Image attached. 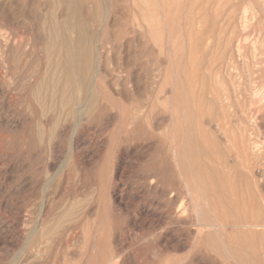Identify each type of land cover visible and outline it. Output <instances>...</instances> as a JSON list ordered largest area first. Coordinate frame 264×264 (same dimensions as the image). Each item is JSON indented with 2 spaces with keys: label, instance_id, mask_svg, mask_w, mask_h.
<instances>
[{
  "label": "rangeland",
  "instance_id": "374dc122",
  "mask_svg": "<svg viewBox=\"0 0 264 264\" xmlns=\"http://www.w3.org/2000/svg\"><path fill=\"white\" fill-rule=\"evenodd\" d=\"M27 1H30L31 3H28ZM103 1L86 0V4H84L83 9L80 11L79 15H81L80 18H83L82 20L88 24V31L90 30L89 33L92 36L94 42H96V63L99 65V80L101 82V84L98 85V89L101 88L103 89V91H106L103 92L102 90H100V92H102L101 95L103 98L102 103L104 104V106L108 107L109 111L111 112H108L109 116L105 113L106 115H103V118L101 116L98 117L97 115H95L88 117V120L86 118H82L80 122H77V120H74L68 117L67 114H65L67 113L66 108H64V110L60 109L59 107H57L56 109H49L46 101L43 104L44 97L51 94L50 91H46L47 89L44 86V81H48V74L50 75L51 72L50 63L52 62V59L50 58L51 55L47 56L48 52L46 50L47 48L45 47V40L47 38L45 37V35L47 36V33L45 32L46 30L44 31L42 29V26L46 25L48 27L55 21L59 14L65 12L66 8L64 6L59 7L57 3L53 2L52 0H0V18L2 19H0V46L2 45L0 47V264H176L177 262L178 264H213V262L214 264H247L246 260L250 264H260V261L262 260L261 264H264V167L262 166L264 165V158L262 157L264 155V132H261V130H264V0H161L160 2L164 3H160L162 6H160L161 12L159 11V8L157 9L153 0H129L130 2H128V0H111L110 3L109 0ZM106 1H108V3H106ZM22 3L27 6L23 5ZM101 4H105V8H102ZM118 6L119 9L116 8ZM164 7H167V9H165ZM19 8H22V10H20ZM23 8H25V10ZM94 8L95 10L97 9L100 13L99 18L96 20L94 18ZM106 8H108L107 10L109 12H106ZM165 10L169 12L167 13V11ZM46 11L49 13H47ZM13 12L16 13L14 14ZM102 12L107 14L104 16V13ZM112 12L115 13L111 14ZM35 13H37V16H35ZM43 14L45 16H43ZM109 14L115 19H112ZM23 15H25V17ZM38 16L40 18L43 16V19H41L40 21V18ZM103 16L104 20L102 19ZM197 16L199 17L196 18ZM10 17L13 19L10 20ZM33 20H36V22H34ZM111 20L113 21V23ZM249 20L253 21V23L251 21L249 22ZM45 21L48 22V25ZM26 22L28 23L26 24ZM213 22L215 25L213 24ZM243 22H245V24ZM247 23L251 24V26L248 24V28L246 25ZM17 24L20 27L17 26ZM98 25H100L99 27L101 29L98 27ZM137 25H140L142 27L143 32V38H141V40L138 42L137 33H139V31L141 30L137 28ZM163 26L165 27V29L163 28ZM93 27H96V31L93 29ZM102 27L104 31H102ZM212 27L214 28V31L212 30ZM169 28L171 29V32L169 31ZM9 29L11 31L14 29V31L16 32L14 33L13 31L12 34ZM123 29L125 30V34ZM112 30L114 33L112 32ZM194 30L196 31L195 33ZM252 30H256V32L253 31V33ZM40 32H42V34ZM173 33L176 35H174ZM96 34L99 35L96 36ZM126 34L129 35L127 36ZM195 34L198 35L196 36ZM178 36L179 39L176 38ZM129 37L130 40H128ZM16 38H18L20 41ZM203 38H205V40ZM250 38H252V41H250ZM97 40L100 41L98 42ZM201 40L203 41V43L201 42ZM26 41L29 43H27ZM125 41L126 44H124ZM101 42L104 44L102 46L103 48L100 47ZM110 42H112V44ZM19 46L21 48H19ZM11 47L14 48L12 49ZM184 47H186V49ZM168 48L170 49V51ZM176 48L179 51H176ZM207 48H209V50ZM26 49L28 51H25ZM141 49H143V51H141ZM253 49L256 51H254ZM22 50H24L25 52ZM15 52L21 53L15 54ZM176 52L180 54V56H178V54L176 55ZM138 53L139 57H137ZM204 55L205 57L201 58ZM184 60L186 63L184 62ZM42 62L45 64H43ZM7 65L8 68H6ZM11 65L12 67H10ZM42 65H44L45 67H43ZM179 65L183 67L181 68L179 67ZM32 66H34V68H32ZM175 66H178L179 70L176 69ZM137 71L139 73H137ZM100 73L104 77H100ZM37 74L40 75L37 76ZM177 74H179V77L177 76ZM28 75L30 77H28ZM166 75L168 78L166 77ZM122 77L125 78L123 79ZM101 78H103V81H101ZM39 79L42 82H39ZM134 79L135 82L133 81ZM173 79L177 80L175 81ZM178 80L179 83L177 82ZM104 81L106 84L104 83ZM126 81L130 85L126 84ZM170 81L173 83H171ZM34 82H36V90ZM102 82L104 84L103 87ZM25 83H27L28 89ZM170 83L173 84L174 87L170 85ZM135 84H137V86ZM118 85H120L121 87H119ZM40 88H42V91L40 90ZM111 88L112 90L110 91ZM124 89L126 90V92ZM170 89L172 92L170 91ZM184 89H188L187 92H184ZM173 90H175V92ZM177 91H179L180 93ZM170 92L171 94L174 92L173 95L169 94ZM27 93L30 94L28 95ZM34 93H36V95ZM124 93H126L127 96ZM105 95H107V97ZM110 96L114 99H112ZM20 97H25V100L24 98L21 99ZM37 97L40 99V101ZM118 97H120L121 100ZM181 97L183 98V100ZM187 98H189L190 100ZM107 99L110 100V102ZM250 99L252 103L249 102ZM125 100L129 103L126 104L127 102ZM172 100L174 101V105L172 104ZM181 100L183 104H181ZM186 100L190 103L185 102ZM137 102L140 105H145L143 108L144 110H142L145 112V116L144 118L140 119V122L144 127V132L148 128L147 122L153 121V132L157 134V138H174V144L176 145V147L179 149L181 147L180 152L182 155L184 154V158L181 159L182 161L180 162V164L181 167L185 170L187 168V173L189 171L188 175L190 174V180L192 182V186H194L193 194L190 197L184 195L176 177H174L175 179L173 187H168V184L163 182H157L154 186L157 187L158 192L152 191L150 192V194L146 192L147 181L143 180L142 178L150 174L147 164H149L151 162L150 160L153 159V157L156 155L154 154L155 142L152 140H147V138L144 135H141L142 133L140 132H128L129 134L127 133V138H125V141H123L124 139H122V135L126 132L125 129H127L128 131L130 127H123V119H120V115L117 114L120 108L122 109V107L126 106L130 107L131 105V107H134ZM31 103L35 104V106L33 105L34 108L31 107ZM39 103H42L44 106L42 104L40 105ZM175 103L177 104V106ZM45 105L47 108H45ZM192 105L193 107H191ZM27 106L28 108H26ZM171 106L173 107L172 109ZM257 107H259L260 109ZM31 109L35 114H33V111ZM51 110L53 111L49 113V111ZM184 110L185 112H183ZM176 111L177 115H175ZM37 112L38 115L36 114ZM193 112L197 115L196 117ZM114 113H116V115ZM177 116L180 118H178ZM173 117H175L176 119ZM185 117L187 118V120ZM177 118L179 120L182 118V120L178 121ZM211 119L212 121H210ZM85 120L86 122L84 123ZM55 122L57 123V126L59 125V129L57 128V132L55 131L54 135H49L47 133L49 129L48 127H50L52 124L56 125ZM81 122L83 125L81 124ZM170 122L175 123L173 125ZM213 122L215 123L213 124ZM114 123L116 124L114 125ZM110 124H112L113 127ZM167 124L169 126H167ZM188 124L191 129L188 128ZM175 125H177L178 130ZM81 129L83 130V134H80ZM119 129L122 130H120L121 133L119 132ZM182 129L184 130V134H182L181 132ZM169 130L172 134H170ZM240 130H242V133ZM114 132H116V134H114ZM260 132L262 134H260ZM179 133L182 135V138ZM61 134H63L65 137L61 136ZM176 134L177 139L175 140ZM90 135H93V138ZM252 135L254 138L252 137ZM72 136L74 138H72ZM87 136L89 139H87ZM195 137L197 138L196 140L191 139ZM185 138L187 139L185 140ZM112 140L117 143H114ZM110 141H112L114 145L111 144L112 142L109 143ZM74 142L77 145H72ZM139 143L142 145L140 146ZM127 144L129 145V147ZM253 145H255L258 150H261H256L255 146L253 147ZM140 147L143 149H141ZM147 149H149V151H147ZM86 150H88V152H86ZM185 150L187 152L189 150L190 156L187 155V152ZM198 150H201V154L198 153ZM50 151L52 152V154ZM98 151L101 152L99 153ZM147 152L151 153L148 154ZM92 153H96V155H92ZM207 153L210 155H208ZM185 155L188 156L187 159ZM78 156L79 158H77ZM132 156H135V159ZM192 156H195L197 160L194 157L192 158ZM198 156L201 157L199 158ZM149 157H151V159ZM54 158L56 160H54ZM146 158H148V160ZM194 160H196L197 162L200 160V163L196 164V161ZM79 161L81 163H79ZM204 163L206 164V167H204ZM83 164L85 166H83ZM182 164H187L191 168L189 166L187 167V165L183 166ZM49 165L53 166L54 168L49 167ZM145 165H147V167ZM57 166H59V168H57ZM193 166H195L194 168H197L198 171L196 169H194L193 171ZM95 167H97L98 169ZM230 167H232V169ZM51 168L53 170H51ZM69 169H71L72 171H70ZM209 170H211L214 174L210 173ZM136 171L138 172V174ZM139 171H141L140 174ZM201 171H203V174H201ZM192 172L197 178H195L191 174ZM197 172H200V174H198ZM245 173L248 174L246 175ZM125 174L129 175L126 176ZM197 174L199 176H196ZM93 175L95 176V178ZM201 175H204L206 177V180L204 179V176L201 177ZM218 175H220V177ZM235 177L236 179H234ZM259 177H262L260 178L261 181L259 180ZM195 179L200 180L196 181ZM100 180L103 184H100ZM201 183L203 184V186ZM250 183L254 187L251 186ZM132 186L133 188L135 186V188L133 189ZM141 186L143 187V189L141 188ZM204 186L206 187L205 191L204 188H202ZM138 188L141 189L142 192H144L143 190L145 189V192L142 193L140 192V190L137 191ZM208 188L209 191L206 192ZM252 188H254V190ZM158 189L164 193L171 194L172 199L175 201L173 205L175 208L173 206L166 205ZM100 190L101 192L98 193ZM146 193L147 195H145ZM158 193L160 196L158 195ZM207 193L209 194V196L207 195ZM175 195L176 198H174ZM256 196L257 199L255 198ZM104 198L106 199L104 200ZM108 200L113 204H111V202H109ZM256 200L258 201V203L256 202ZM204 201H207L208 203L210 202L208 204L210 208L203 206V204L205 203ZM160 204L162 206H160ZM149 206L150 208H148ZM83 207L85 208L83 209ZM173 209L174 219H170L169 214L173 211ZM175 209L181 210L182 212L176 213L177 210ZM210 209L212 210L210 211ZM119 211L122 212L120 213ZM168 211L170 213H168ZM155 212L159 214L157 215V213ZM195 214L196 217L198 215L203 216L205 222L210 223L212 220L216 221V223L218 222L222 224L223 226L221 229H219L218 232L201 229V236L199 238H196L194 233H196L197 229H199L200 226H198V222L194 217ZM208 215L211 218H206L208 217ZM82 218L83 222L85 221L84 223L82 222ZM240 218L242 220H240ZM206 219L208 220L206 221ZM147 222L150 224H148ZM34 223L36 224L34 225ZM136 223H139V225ZM153 223H155V225ZM156 223H158L160 228L162 227L161 230L159 226L156 225ZM92 224L95 227L92 226ZM107 224L109 225L110 229L107 228ZM177 224L178 226L175 227ZM179 224H181V226ZM191 224L196 225H194V227L192 226L191 228ZM245 224L258 225L254 228H243L242 225ZM113 226L115 227V229ZM155 226H157V228ZM92 227L95 230L97 229V233L92 229ZM117 227L122 230L118 231ZM33 228L36 229L33 230ZM61 228H64L65 230H61ZM48 229H50L51 231ZM99 229L101 231L103 229V235L106 233L107 234L103 236L102 234H100L101 231ZM236 230L239 231V233ZM111 232H115V235L111 234ZM207 232L209 234L206 236ZM221 233H223V235ZM38 237L40 238L38 239ZM91 237H94V239H92ZM218 237H220V240L218 239ZM222 237H225V239ZM96 238H99L98 243L96 242ZM203 239L206 240L204 241ZM217 239L219 241H217ZM93 240L94 244L91 243V241ZM102 240H104V242ZM124 241L127 243L124 244ZM174 241L175 244L173 243ZM226 242L231 248L228 247V244ZM88 244H90V247L88 246ZM191 245H193L194 247H192ZM91 246L95 248L98 246L99 248L97 247L96 249H99L100 251L92 248ZM140 247L142 248L138 250V248ZM88 248L92 249V252ZM100 248L104 250L102 251ZM223 250L224 253H222ZM240 250L243 254L240 252ZM245 252L247 254L251 253V256L247 255ZM221 253L224 256L220 255ZM102 254H104V256ZM123 254L125 255L123 256ZM129 254L131 257L129 256ZM100 255H102V257ZM227 256L230 258H227ZM238 256H240V258L242 257V259L240 260ZM127 257L128 260L126 261L125 258L127 259ZM99 258L104 262H102ZM244 258L246 260H243ZM112 261L114 263H112ZM238 261L241 262L239 263Z\"/></svg>",
  "mask_w": 264,
  "mask_h": 264
},
{
  "label": "bare ground",
  "instance_id": "6f19581e",
  "mask_svg": "<svg viewBox=\"0 0 264 264\" xmlns=\"http://www.w3.org/2000/svg\"><path fill=\"white\" fill-rule=\"evenodd\" d=\"M4 1H6V0H4ZM13 1V0H12ZM19 1H21V0H19ZM53 2H55V3H57V5L60 7V6H64L65 8H66V10H65V12L64 13H62V14H59V16L55 19V21L52 23V24H50L48 27L46 26V25H44V26H42V29L47 33V36L45 35V37H47L46 38V40H45V44H46V50H47V52H48V54H47V56L48 55H51L50 56V58L52 59V62L50 63V75L48 74V81L46 82V81H44L45 82V88L47 89L46 91L48 92V91H50L51 92V94L50 95H46V97H44V102H43V104L45 103V101H46V103H47V105H48V108L49 109H56L57 107H59L60 109H63L64 110V108H66V112L67 113H65V114H67V116L68 117H70V118H72V119H74V120H77V122L79 121H81L82 120V118L84 119V118H88V117H90V116H95V115H97L98 117H102L103 115H108L109 113L108 112H111V111H109V109H108V107H106V106H104V104L102 103V95H101V93L102 92H100V90H102L103 91V89H101V88H99L98 89V85L99 84H101V82H100V80H99V65L96 63V42H94V40H93V38H92V36L90 35V33H89V31H88V24L87 23H85L81 18H80V16L81 15H79V13H80V11L83 9V6H84V4H86L85 2H86V0H52ZM97 1V0H96ZM103 1V0H102ZM110 1L111 0H109V3H110ZM154 1V3H155V5H156V7H157V9L159 8V11L161 12V10H160V6H161V4L160 3H163V2H160L161 0H153ZM15 2V1H14ZM13 2V3H14ZM18 2V1H17ZM16 2V3H17ZM28 2V1H27ZM103 2H105V1H103ZM128 2H130L129 0H128ZM28 3H31L30 1L28 2ZM106 3H108V1H106ZM3 4H5V3H3ZM8 4V3H7ZM23 4V3H22ZM164 4V3H163ZM162 4V5H163ZM170 4V3H169ZM168 4V5H169ZM23 5H25V4H23ZM32 5V4H31ZM88 5H89V3H88ZM102 5V4H101ZM111 5V4H110ZM208 5V4H207ZM2 6V5H1ZM14 6V5H13ZM25 6H27V5H25ZM99 6V5H98ZM105 6V4L104 5H102V8ZM209 6V5H208ZM207 6V7H208ZM8 7V6H7ZM16 7H18V6H16ZM31 7V6H30ZM29 7V8H30ZM35 7V6H34ZM112 7V6H111ZM110 7V8H111ZM162 7V6H161ZM26 8V7H25ZM25 8H23L24 10H25ZM101 8V9H102ZM105 8V7H104ZM109 8V7H108ZM108 8H106V12L108 11L107 9ZM116 8H118L119 9V6L118 7H116ZM165 9H167V7H164ZM209 8V7H208ZM245 8V7H244ZM20 9V8H19ZM27 9V8H26ZM60 9V8H59ZM61 9H63V8H61ZM123 9V8H122ZM121 9V10H122ZM124 9H125V7H124ZM136 9V8H135ZM138 9V8H137ZM178 9V8H177ZM5 10V9H4ZM20 10H22V8L20 9ZM19 10V11H20ZM28 10V9H27ZM29 10H31V9H29ZM38 10V9H37ZM44 10V9H43ZM85 10V9H84ZM94 10H95V8H94ZM115 10V9H114ZM120 10V11H121ZM6 11H7V9H6ZM47 11H49V10H47ZM46 11V12H47ZM64 11V10H63ZM104 11V10H103ZM165 11H167V10H165ZM242 11V10H241ZM16 12H18V11H16ZM15 12V13H16ZM30 12V11H29ZM57 12H58V9H57ZM105 12V11H104ZM104 12H102V13H104ZM109 12V11H108ZM124 12V11H123ZM122 12V13H123ZM169 11H167V13H168ZM7 13V12H6ZM14 13V12H13ZM14 13V14H15ZM47 13H49V12H47ZM115 13V12H114ZM113 12L111 13V14H114ZM118 13V12H117ZM243 13V12H242ZM245 13V12H244ZM9 14V13H8ZM12 14V13H11ZM10 14V15H11ZM18 14V13H17ZM16 14V15H17ZM22 14H23V12H22ZM37 13H35V16H37L36 15ZM107 13H104V16L106 15ZM165 14H166V12H165ZM246 14V13H245ZM244 14V15H245ZM259 14V13H258ZM16 15H15V17H16ZM30 15V14H29ZM33 15H34V13H33ZM41 15V14H40ZM48 15V14H47ZM84 15V14H83ZM117 15V14H116ZM24 17H25V15H23ZM23 16H21V17H23ZM26 16H28V15H26ZM32 16V15H31ZM43 16H45L44 14H43ZM42 16V17H43ZM57 16V15H56ZM99 16H100V13H99V11L96 9L95 10V12H94V18H95V20L96 19H98L99 18ZM104 16L102 17V19L104 20ZM108 16V15H107ZM106 16V17H107ZM109 16H111L110 14H109ZM162 16V15H161ZM14 17V18H15ZM39 17V16H38ZM38 18L40 21H41V19H43V18ZM50 17V16H49ZM106 17H105V20H106ZM112 17V16H111ZM116 17V16H115ZM163 17V16H162ZM199 16H197L196 18H198ZM245 17V16H244ZM11 18V17H10ZM27 18H30V17H27ZM37 18V17H36ZM91 18V17H90ZM246 18V17H245ZM245 18H243V19H245ZM1 19V18H0ZM13 18H11L10 20H12ZM49 19V18H48ZM108 19H110V18H108ZM112 19H115V18H113L112 17ZM117 19V18H116ZM163 19V18H162ZM2 20V19H1ZM24 20H25V18H24ZM45 20V19H44ZM89 20V19H88ZM207 20V19H206ZM252 20H253V18H252ZM34 22H36V20H33ZM48 21V20H47ZM47 21H45L46 23H47V25H48V22ZM93 21V20H92ZM112 21V20H111ZM163 21V20H162ZM251 20H249V22H250ZM1 22H3V21H1ZM23 22V21H22ZM31 22V21H30ZM117 22V21H116ZM201 22V21H200ZM252 23H253V21H251ZM28 22H26V24H27ZM39 23V22H38ZM112 23H113V21H112ZM111 23V24H112ZM244 24H245V22H243ZM9 24H12V23H9ZM19 24V23H18ZM17 24V26H19ZM172 24H173V22H172ZM213 24H214V22H213ZM243 24V25H244ZM249 23H247L246 25H247V28L249 27V25L251 26V24H249ZM3 25V24H2ZM7 25V24H6ZM93 25V24H92ZM91 25V26H92ZM110 25V24H109ZM133 25V24H132ZM215 25V24H214ZM4 26V25H3ZM23 26H24V24H23ZM27 26V25H26ZM33 26V25H32ZM40 26V25H39ZM100 25H98V27H99ZM103 26V25H102ZM165 26V25H164ZM163 26V28L165 29V27ZM6 27V26H5ZM20 27V26H19ZM19 27H17V28H19ZM109 27V26H108ZM143 27H144V25H143ZM217 27V26H216ZM35 28V27H34ZM41 28V27H40ZM95 28L96 27H93V29L95 30ZM100 28V27H99ZM137 28L139 29V30H141V31H139V33H137V35H138V37H137V42L138 41H140L141 40V38H143V32H142V27L140 26V25H137ZM198 28V27H197ZM252 28V27H251ZM23 29V28H22ZM42 29H41V31H42ZM101 29V28H100ZM117 29V28H116ZM205 29V28H204ZM216 29V28H215ZM253 29V28H252ZM7 30V29H6ZM10 30V29H9ZM18 30V29H17ZM34 30V29H33ZM108 30V29H107ZM119 30V29H118ZM124 30V29H123ZM168 30V29H167ZM171 29L169 28V31H170ZM174 30V29H173ZM180 30V29H179ZM212 30L214 31V28L212 27ZM251 30V29H250ZM11 31V30H10ZM9 31V32H10ZM13 31H14V29L11 31V33L13 34ZM30 31V30H29ZM96 31V30H95ZM99 31V30H98ZM102 31H104L103 30V27H102ZM177 31H178V28H177ZM192 31V30H191ZM205 31H207V30H205ZM253 31H255L256 32V30H252V32ZM16 31H14V33H15ZM33 32H35V31H33ZM112 32H113V30H112ZM164 32V31H163ZM171 32V31H170ZM174 32V31H173ZM196 31L194 30V33H195ZM203 32H204V30H203ZM41 34H42V32H40ZM95 33V32H94ZM97 33V32H96ZM102 33V32H101ZM110 33V32H109ZM114 33V32H113ZM120 33V32H119ZM213 33V32H212ZM254 33V32H253ZM8 34V33H7ZM16 34H19V33H16ZM105 34V33H104ZM124 34H125V30H124ZM169 34H171V33H169ZM174 34V33H173ZM185 34V33H184ZM202 34V33H201ZM251 34V33H250ZM257 34V33H256ZM5 35V34H4ZM36 35V34H35ZM97 35H99V34H96V36ZM107 35V34H106ZM123 35V34H122ZM127 36L129 35V34H126ZM136 35V34H135ZM136 35V36H137ZM174 35H176V34H174ZM196 35V34H195ZM198 35V34H197ZM196 35V36H197ZM211 35V34H210ZM17 36H20V35H17ZM27 36V35H26ZM41 36V35H40ZM96 36H95V38H96ZM134 36V35H133ZM170 36V35H169ZM256 36V35H255ZM7 37V36H6ZM21 37H23V36H21ZM103 37H104V35H103ZM106 37V36H105ZM132 37V36H131ZM148 37V36H147ZM175 37V36H174ZM173 37V38H174ZM181 37V36H180ZM5 38V37H4ZM12 38V37H11ZM13 38H14V35H13ZM113 38V37H112ZM118 38V37H117ZM138 38H139V40H138ZM150 38H152V37H150ZM176 38H178L179 39V36L178 37H176ZM175 38V39H176ZM194 38V37H193ZM196 38V37H195ZM242 38V37H241ZM256 38V37H255ZM3 39V38H2ZM16 39H18V38H16ZM31 39V38H30ZM39 39V38H38ZM100 39V38H99ZM114 39V38H113ZM132 39V38H131ZM155 39V38H154ZM158 39V38H157ZM174 39V40H175ZM177 39V40H178ZM204 40H205V38H203ZM251 40L250 41H252V38H250ZM19 40V39H18ZM43 40V39H42ZM102 40V39H101ZM127 40V39H126ZM128 40H130V37H129V39ZM20 41V40H19ZM32 41V40H31ZM98 41V40H97ZM100 41V40H99ZM98 41V42H99ZM108 41V40H107ZM117 41V40H116ZM160 41V40H159ZM27 42V41H26ZM33 42V41H32ZM104 42H105V40H104ZM114 42H115V40H114ZM122 42V41H121ZM124 42V41H123ZM132 42V41H131ZM182 42V41H181ZM201 42L203 43V41L201 40ZM27 43H29V42H27ZM111 44H112V42H110ZM177 43H178V41H177ZM183 43V42H182ZM11 44H12V42H11ZM15 44H16V42H15ZM25 44V43H24ZM99 44V43H98ZM124 44H126V41H125V43ZM172 44V43H171ZM184 44V43H183ZM192 44V43H191ZM200 44V43H199ZM251 44V43H250ZM7 45V44H6ZM20 45H21V43H20ZM28 45V44H27ZM104 44L101 42V45H100V47H102ZM107 45V44H106ZM110 45V44H109ZM120 45V44H119ZM133 45H135V44H133ZM153 45H154V43H153ZM182 45V44H181ZM186 45H187V42H186ZM196 45H197V43H196ZM253 45H255V44H253ZM2 46V45H1ZM0 46V47H1ZM24 46V45H23ZM22 46V47H23ZM39 46V45H38ZM117 46V45H116ZM122 46V45H121ZM120 46V47H121ZM140 46H143V45H140ZM199 46V45H198ZM252 46V45H251ZM109 47V46H108ZM129 47V46H128ZM138 47V46H137ZM155 47V46H154ZM165 47V46H164ZM179 47H180V43H179ZM211 47V46H210ZM209 47V48H210ZM6 48V47H5ZM12 48V47H11ZM14 48V47H13ZM12 48V49H13ZM19 48H21L20 46H19ZM18 48V49H19ZM29 48V47H28ZM42 48H44V47H42ZM103 48V47H102ZM102 48H101V50H102ZM174 48H175V46H174ZM185 49H186V47H184ZM209 48H207L208 50H209ZM30 49V48H29ZM109 49V48H108ZM107 49V50H108ZM164 49V48H163ZM169 49V48H168ZM172 49H173V47H172ZM179 49V48H178ZM5 50V49H4ZM7 50V49H6ZM10 50V49H9ZM31 50V49H30ZM29 50V51H30ZM41 50V49H40ZM100 50V49H99ZM127 50V49H126ZM129 50V49H128ZM137 50V49H136ZM154 50V49H153ZM182 50V49H181ZM184 50V49H183ZM254 50V49H253ZM8 51V50H7ZM15 51V50H14ZM17 51V50H16ZM22 51H24V50H22ZM21 51V52H22ZM25 51H28L27 49L25 50ZM24 51V52H25ZM138 51V50H137ZM141 51H143V49H141ZM169 51H170V49H169ZM176 51H179V50H177V48H176ZM188 51V50H187ZM186 51V52H187ZM206 51V50H205ZM214 51V50H213ZM252 51V50H251ZM254 51H256V50H254ZM11 52V51H10ZM21 52H15V54L16 53H21ZM37 52V51H36ZM109 52V51H108ZM154 52V51H153ZM174 52V51H173ZM209 52V51H208ZM139 53H140V51H139ZM139 53H138V56L137 57H139ZM172 53V52H171ZM210 53V52H209ZM14 54V53H13ZM36 54V53H35ZM98 54V53H97ZM173 54V53H172ZM178 53L176 52V55H177ZM3 55H4V52H3ZM24 55V54H23ZM26 55V54H25ZM143 55V54H142ZM207 55V54H206ZM10 56H12V55H10ZM30 56V55H29ZM178 56H180V54H178ZM8 57V56H7ZM129 57V56H128ZM135 57H136V55H135ZM182 57V56H181ZM185 57V56H184ZM205 57V55L204 56H202L201 58H204ZM256 57V56H255ZM28 58V57H27ZM130 58V57H129ZM180 58V57H179ZM143 59V58H142ZM170 59H171V57H170ZM170 59H169V61H170ZM183 59V58H182ZM12 60V59H11ZM23 60V59H22ZM44 60V59H43ZM99 60V59H98ZM126 60V59H125ZM262 60V59H261ZM260 60V61H261ZM25 61V60H24ZM45 61V60H44ZM142 61V60H141ZM202 61H203V59H202ZM177 62V61H176ZM184 62H185V60H184ZM184 62H183V64H184ZM256 62H257V59H256ZM8 63V62H7ZM12 63V62H11ZM10 63V64H11ZM30 63V62H29ZM43 63V62H42ZM126 63H128V62H126ZM135 63V62H134ZM142 63V62H141ZM181 63V62H180ZM186 63V62H185ZM223 63V62H222ZM1 64V63H0ZM23 64V63H22ZM21 64V65H22ZM41 64V63H40ZM43 64H45V63H43ZM140 64V63H139ZM171 64V63H170ZM183 64H181V65H183ZM258 64V63H257ZM261 64H262V62H261ZM20 65V64H19ZM123 65V64H122ZM124 65H125V63H124ZM128 65V64H127ZM137 65H138V63H137ZM174 65V64H173ZM177 65V64H176ZM181 65H179V67H181ZM256 65V64H255ZM254 65V66H255ZM259 65V64H258ZM17 66H18V64H17ZM43 67H45L44 65H42ZM202 66V65H201ZM10 67H12V65L10 66ZM27 67V66H26ZM137 67V66H136ZM176 67V69H178L179 70V68H178V66H175ZM183 67V66H182ZM181 67V68H182ZM6 68H8V65H7V67ZM15 68V67H14ZM13 68V69H14ZM32 68H34V66H32ZM126 68V67H125ZM143 68V67H142ZM168 68H169V65H168ZM180 68V69H181ZM5 69V68H4ZM19 69V68H18ZM100 69H103V68H100ZM122 69V68H121ZM124 69V68H123ZM128 69H130V68H128ZM173 69V68H172ZM175 69V70H176ZM198 69V68H197ZM6 70V69H5ZM8 70V69H7ZM12 70V69H11ZM20 70V69H19ZM141 70V69H140ZM31 71H32V69H31ZM30 71V72H31ZM124 71H126V70H124ZM138 71H139V69H138ZM137 71V73H139ZM5 72H7V71H5ZM43 72V71H42ZM41 72V73H42ZM134 72H136V71H134ZM104 74V73H103ZM111 74H112V72H111ZM126 74V73H125ZM181 74V73H180ZM40 75V74H39ZM38 74H37V76H39ZM100 75H101V73H100ZM109 75V74H108ZM32 76H34V75H32ZM32 76H31V78H32ZM103 75H101L100 77H102ZM171 76V75H170ZM177 76L179 77V74H177ZM26 77V76H25ZM25 77H23V78H25ZM28 77H30L29 75H28ZM42 77V76H41ZM45 77H47V76H45ZM104 77V76H103ZM166 77H167V75H166ZM176 77V76H175ZM177 77V78H178ZM38 78H40V77H38ZM118 78H121V77H118ZM123 79L125 78V77H122ZM168 78V77H167ZM170 78H172V77H170ZM35 79V78H34ZM47 79V78H46ZM102 80L101 81H103V78H101ZM40 80V79H39ZM45 80V79H44ZM105 80V79H104ZM107 80V79H106ZM122 80V79H121ZM120 80V81H121ZM161 80V79H160ZM173 80H175V79H173ZM177 80V79H176ZM175 80V81H176ZM36 81V80H35ZM109 81V80H108ZM134 82H135V79L133 80ZM174 81V82H175ZM21 82V81H20ZM27 82V81H26ZM33 82V81H32ZM37 82V81H36ZM36 82H34V85H35V83ZM39 82H42L41 80L39 81ZM111 82V81H110ZM171 82V81H170ZM178 83H179V80L177 81ZM183 82V81H182ZM30 83V82H29ZM38 83V82H37ZM104 83H105V81H104ZM115 83H117V82H115ZM138 83V82H137ZM157 83V82H156ZM171 83H173V82H171ZM170 83V85H172L173 86V84H171ZM26 85H27V83H25ZM102 84H103V82H102ZM106 84V83H105ZM110 84V83H109ZM114 84V83H113ZM126 84H129V83H127V81H126ZM39 85V84H38ZM115 85V84H114ZM130 85V84H129ZM136 86H137V84H135ZM179 85V84H178ZM182 85V84H181ZM22 86H23V84H22ZM30 86H31V84H30ZM104 86V84L102 85V87ZM119 87H121L120 85H118ZM38 87V86H37ZM145 87V86H144ZM174 87V86H173ZM31 88V87H30ZM44 88V87H43ZM129 88V87H128ZM184 88V87H183ZM27 89H28V85H27ZM32 89V88H31ZM39 89V88H38ZM119 89V88H118ZM130 89V88H129ZM173 89V88H172ZM175 89V88H174ZM190 89V88H189ZM261 89H262V87H261ZM30 90V89H29ZM35 90H36V85H35ZM40 90L42 91V88H40ZM112 90V88L110 89V91ZM123 90V89H122ZM125 90V89H124ZM136 90V89H135ZM188 90V89H187ZM187 90H185L184 89V92L186 91L187 92ZM19 91H21V90H19ZM40 91V92H41ZM44 91V90H43ZM109 91V90H108ZM107 91V92H108ZM170 91H171V89H170ZM174 92H175V90H173ZM180 91V90H179ZM179 91H177V92H179ZM190 91V90H189ZM35 92V91H34ZM103 92H106L105 90L103 91ZM125 92H126V90H125ZM172 92V91H171ZM171 92L169 93V94H171ZM173 92V93H174ZM193 92H195V91H193ZM192 92V93H193ZM24 93V92H23ZM119 93V92H118ZM173 93L171 94V95H173ZM180 93V92H179ZM178 93V94H179ZM197 93V92H196ZM28 94V93H27ZM30 94V93H29ZM28 94V95H29ZM35 95H36V93H34ZM105 94V93H104ZM111 94V93H110ZM126 96H127V94L126 93H124ZM132 94V93H131ZM141 94V93H140ZM185 94H188V93H185ZM195 94V93H194ZM43 95V94H42ZM115 95H116V93H115ZM106 97H107V95H105ZM131 96H133V95H131ZM170 96V95H169ZM175 96V95H174ZM173 96V97H174ZM39 97V96H38ZM37 97V98H38ZM111 97V96H110ZM171 97V96H170ZM21 98V97H20ZM24 98V100H25V97H23ZM23 98H21V99H23ZM27 98V97H26ZM36 98V99H37ZM40 98V97H39ZM38 98V99H39ZM42 98V97H41ZM112 98V97H111ZM119 99H120V97H118ZM127 98V97H126ZM126 98H124V99H126ZM168 98V97H167ZM176 98V97H175ZM182 98V97H181ZM180 98V99H181ZM106 99V98H105ZM112 99H114V98H112ZM111 99V100H112ZM116 99V98H115ZM128 99V98H127ZM136 99V98H135ZM141 99H142V97H141ZM152 99V98H151ZM187 99H189V98H187ZM28 100V99H27ZM32 100V99H31ZM108 100V99H107ZM121 100V99H120ZM134 100V99H133ZM182 100H183V98H182ZM182 100H181V104H183V102H182ZM190 100V99H189ZM39 101H40V99H39ZM38 101V102H39ZM104 101V100H103ZM109 102H110V100H108ZM115 101V100H114ZM126 101V100H125ZM131 101V100H130ZM140 101V100H139ZM173 101V100H172ZM261 101V100H260ZM127 102V101H126ZM141 102V101H140ZM169 102H171V101H169ZM185 102H189V101H185ZM250 103H252L251 102V99H250V101H249ZM105 103V102H104ZM118 103V102H117ZM121 103V102H120ZM129 102H127L126 104H128ZM142 103V102H141ZM148 103V102H147ZM174 103V101L172 102V104ZM190 103V102H189ZM36 104H37V102H36ZM40 104V103H39ZM42 104V103H41ZM40 104V105H41ZM42 104V105H43ZM171 104V105H172ZM176 104V103H175ZM180 104V103H179ZM180 104V105H181ZM188 104V103H187ZM260 104V103H259ZM31 107H33L34 108V106H35V104H32L31 103ZM34 105V106H33ZM106 105V104H105ZM108 105V104H107ZM121 105V104H120ZM143 105V104H142ZM140 105V104H138V102H137V104L134 106V107H129V106H126V107H122V109L120 110L119 109V112L117 113V114H119L120 115V119L122 118L123 119V127H126V126H129L130 127V129L127 131V129H125L126 130V132L122 135V139H124L123 141H125V138H127V133L128 132H140V133H142L141 135H144L146 138H147V140H152V141H154L155 142V148H154V154H156L154 157H153V159H151V157H149L151 160V162L149 163V164H147L148 165V168H149V175L148 176H144L142 179L143 180H145V181H147V183H146V185H147V187H146V192H148L149 194H150V192H156L157 191V187L156 186H154L155 185V183H157V182H160V183H166V184H168V187L169 186H174V177H176L177 178V181H178V183H179V186L181 187V189H182V191H183V193H184V195L185 196H187V197H190L192 194H193V187L194 186H192V182H191V180H190V174L188 175V173H189V171H188V173H187V168H186V170L184 169V168H182L181 167V164H180V162L182 161L181 159L182 158H184V154L182 155L181 154V152H180V149H181V147H180V149L179 148H177L176 147V145L174 144V138H171V137H169V139L168 138H166V139H160L159 137L157 138V134H155L154 132H153V129H154V127H153V121L152 122H147V130L144 132V127H143V124L140 122L141 120V118H144V116H145V112L144 111H142V110H144L143 108H144V106L145 105ZM174 105V104H173ZM190 105V104H189ZM194 105H196V104H194ZM249 105V104H248ZM251 105V104H250ZM253 105H255V104H253ZM252 105V106H253ZM29 106V105H28ZM28 106L26 107V108H28ZM44 106V105H43ZM42 106V107H43ZM119 106V105H118ZM123 106V105H122ZM148 106H149V104H148ZM169 106H170V103H169ZM176 106H177V104H176ZM182 106V105H181ZM234 106H236V105H234ZM40 107V106H39ZM112 107H114V106H112ZM183 107V106H182ZM191 107H193V105L191 106ZM190 107V108H191ZM194 107H196V106H194ZM41 108V107H40ZM39 108V109H40ZM44 108V107H43ZM45 108H47L46 107V105H45ZM119 108V107H118ZM173 107L171 106V109H172ZM179 108V107H178ZM251 108V107H250ZM256 108V107H255ZM257 108H259V107H257ZM181 109V108H180ZM185 109H186V107H185ZM230 109V108H229ZM234 109V108H233ZM260 109V108H259ZM30 110V109H29ZM32 110V109H31ZM44 110V109H43ZM45 110H47V109H45ZM168 110H169V108H168ZM174 110H176V109H174ZM191 110H193V109H191ZM258 110V109H257ZM33 111V110H32ZM53 110H51V111H49V113H51ZM118 111V110H117ZM147 111V110H146ZM172 111V110H171ZM233 111V110H232ZM238 111V110H237ZM237 111H234V112H237ZM35 112H36V108H35ZM56 112V111H55ZM59 112V111H58ZM115 112V111H114ZM148 112V111H147ZM182 112V111H181ZM180 112V113H181ZM183 112H185V110L183 111ZM249 112V111H248ZM252 112H253V110H252ZM251 112V113H252ZM256 112V111H255ZM106 113V114H105ZM149 113V112H148ZM148 113H147V115H148ZM194 113V112H193ZM192 113V114H193ZM33 114H35L34 113V111H33ZM37 115H38V112L36 113ZM54 114H56V113H54ZM115 115H116V113H114ZM169 114H171V113H169ZM195 114V113H194ZM230 114H231V112H230ZM236 114V113H235ZM256 114V113H255ZM254 114V115H255ZM175 115H177V111H176V114ZM205 115V114H204ZM204 115H203V117H204ZM234 115V114H233ZM251 115H253V114H251ZM54 116H56V115H54ZM109 116V115H108ZM179 116H183V115H179ZM184 116H185V114H184ZM197 115L195 114V117H196ZM238 116H240V115H238ZM61 117V116H60ZM149 117V116H148ZM178 117V116H177ZM194 117V118H195ZM231 117V116H230ZM241 117H243V116H241ZM103 118V117H102ZM112 118V117H111ZM117 118V117H116ZM151 118V117H150ZM155 118V117H154ZM173 118H175V117H173ZM172 118V119H173ZM178 118H180V117H178ZM177 118V119H178ZM186 118V117H185ZM211 118V117H210ZM213 118H214V116H213ZM61 119V118H60ZM108 119V118H107ZM106 119V120H107ZM152 119V118H151ZM176 119V118H175ZM54 120H55V118H54ZM65 120V119H64ZM88 120V119H87ZM105 120V121H106ZM169 120H170V118H169ZM180 120H182V118L180 119ZM179 119H178V121H180ZM186 120H187V118H186ZM189 120V119H188ZM194 120V119H193ZM196 120V119H195ZM217 120V119H216ZM219 120V119H218ZM246 120V119H245ZM251 120V119H250ZM256 120V119H255ZM35 121V120H34ZM115 121V120H114ZM113 121V122H114ZM172 121V120H171ZM177 121V122H178ZM190 121V120H189ZM210 121H212V119L210 120ZM214 121V120H213ZM238 121V120H237ZM252 121V120H251ZM22 122V121H21ZM54 122V121H53ZM76 122V121H75ZM76 122V123H77ZM86 122V120L84 121V123ZM88 122V121H87ZM109 122V121H108ZM116 122H118V121H116ZM196 122V121H195ZM239 122H240V120H239ZM56 123V122H55ZM68 123H70V122H68ZM170 123H172V122H170ZM175 123V122H174ZM174 123H172L173 125H174ZM201 123V122H200ZM215 122H213V124H214ZM238 123V122H237ZM249 123V122H248ZM252 123V122H251ZM39 124V123H38ZM37 124V125H38ZM41 124V123H40ZM60 124V123H59ZM80 124V123H79ZM81 124H82V122H81ZM98 124H99V122H98ZM107 124V123H106ZM116 123H114V125H115ZM146 124V123H145ZM171 124V125H172ZM177 124V123H176ZM184 124V123H183ZM185 124H187V123H185ZM199 124V123H198ZM83 125V124H82ZM102 125V124H101ZM111 126H112V124H110ZM156 125H157V123H156ZM192 125H193V123H192ZM243 125H244V123H243ZM248 125V124H247ZM246 125V126H247ZM253 125V124H252ZM50 126V125H49ZM59 126V125H58ZM58 126H57V123H56V125H54V124H52L50 127H48L49 129H48V131H47V133L49 134V135H54L55 134V131L57 130V128H58ZM71 126H74V125H71ZM77 126V125H76ZM87 126V125H86ZM97 126V125H96ZM118 126H119V123H118ZM167 126H169L168 124H167ZM176 127H177V125H175ZM184 126V125H183ZM238 126V125H237ZM43 127V126H42ZM70 127V126H69ZM68 127V128H69ZM79 127H81V126H79ZM84 127V126H83ZM89 127V126H88ZM113 127V126H112ZM117 127V126H116ZM121 127H122V125H121ZM181 127H182V125H181ZM195 127V126H194ZM248 127V126H247ZM259 127V126H258ZM40 128H41V125H40ZM77 128V127H76ZM105 128V127H104ZM170 128V127H169ZM171 128H173V127H171ZM188 128H190L191 129V127L189 126V124H188ZM196 128V127H195ZM199 128V127H198ZM260 128V127H259ZM59 129V128H58ZM79 129V128H78ZM83 129V128H82ZM81 129V131H80V134H83L82 133V130ZM85 129V128H84ZM106 129V128H105ZM115 129H117V128H115ZM186 129V128H185ZM194 129V128H193ZM240 129V128H239ZM243 129V128H242ZM249 129V128H248ZM261 129V128H260ZM40 130V129H39ZM110 130V129H109ZM120 130L121 129H119V132H120ZM177 130H178V127H177ZM244 130V129H243ZM41 131V130H40ZM77 131V130H76ZM90 131V130H89ZM115 131V130H114ZM122 131V130H121ZM161 131V130H160ZM190 131V130H189ZM200 131V130H199ZM241 131V133H242V130H240ZM264 132V130H261V132ZM37 132V131H36ZM57 132V131H56ZM72 132H73V127H72ZM71 132V133H72ZM169 132H170V130H169ZM168 132V133H169ZM173 132V131H172ZM179 132V131H178ZM181 132H182V134H184V130L182 129L181 130ZM251 132V131H250ZM260 132V134H262ZM60 133V132H59ZM59 133H57V134H59ZM76 133V132H75ZM87 133H88V131H87ZM118 133V132H117ZM121 133V132H120ZM252 133V132H251ZM257 133H258V131H257ZM114 134H116V132H114ZM129 134V133H128ZM132 134V133H131ZM135 134V133H134ZM159 134V133H158ZM167 134V133H166ZM170 134H172L171 132H170ZM187 134V133H186ZM190 134H192V133H190ZM253 134V133H252ZM255 134V133H254ZM88 135V134H87ZM174 135V134H173ZM172 135V136H173ZM179 135H181L180 133H179ZM205 135V134H204ZM42 136V135H41ZM45 136V135H44ZM61 136H64L63 134H61ZM75 136V135H74ZM81 136V135H80ZM85 136H86V134H85ZM89 136V135H88ZM88 136H87V139H89L88 138ZM91 136V135H90ZM121 136V135H120ZM129 136V135H128ZM132 136V135H131ZM135 136V135H134ZM170 136V135H169ZM251 136V135H250ZM257 136V135H256ZM261 136V135H260ZM47 137V136H46ZM60 137V136H59ZM65 137V136H64ZM92 138H93V135L91 136ZM90 137V138H91ZM110 137H113V136H110ZM115 137V136H114ZM177 137V134L175 135V140L177 139L176 138ZM185 137V136H184ZM217 137V136H216ZM252 137H253V135H252ZM72 138H74L73 136H72ZM84 138V137H83ZM116 138V137H115ZM114 138V139H115ZM181 138H182V135H181ZM204 138H205V136H204ZM254 138V137H253ZM86 139V140H87ZM96 139V138H95ZM134 139H135V137H134ZM184 139V138H183ZM187 138H185V140H186ZM191 139H197L196 137L195 138H191ZM258 139V138H257ZM72 140V139H71ZM74 140V139H73ZM121 140V139H120ZM129 140V139H128ZM215 140V139H214ZM78 141V140H77ZM95 141V140H94ZM114 143H117V142H115L114 140H112ZM112 141H110L109 143H111ZM180 141H181V139H180ZM252 141H254V140H252ZM107 142H108V140H107ZM113 142L111 143L112 145H114L113 144ZM197 142V141H196ZM53 143V142H52ZM93 143V142H92ZM108 143V144H109ZM135 143V142H134ZM142 143V142H141ZM181 143V142H180ZM74 144H76L75 142L72 144V145H74ZM87 144V143H86ZM124 144V143H123ZM140 144V143H139ZM143 144V143H142ZM142 144H140V146L142 145ZM178 144V143H177ZM182 144V143H181ZM180 144V145H181ZM184 144H185V142H184ZM53 145V144H52ZM77 145V144H76ZM78 145H80V144H78ZM105 145V144H104ZM128 145V144H127ZM131 145V144H130ZM134 145V144H133ZM183 145V144H182ZM187 145V144H186ZM191 145V144H190ZM258 145V144H257ZM90 146V145H89ZM99 146V145H98ZM111 146V145H110ZM136 146H137V144H136ZM184 146V145H183ZM197 146V145H196ZM255 145H253V147H254ZM81 147H83V146H81ZM93 147V146H92ZM128 147H129V145H128ZM260 147V146H259ZM58 148V147H57ZM86 148V147H85ZM102 148H104V147H102ZM115 148H118V147H115ZM123 148V147H122ZM124 148H125V146H124ZM130 148H131V146H130ZM141 148V147H140ZM197 148V147H196ZM200 148V147H199ZM198 148V149H199ZM203 148V147H202ZM201 148V149H202ZM215 148H216V146H215ZM261 148V147H260ZM60 149V148H59ZM78 149V148H77ZM96 149V148H95ZM139 149V148H138ZM141 149H143V148H141ZM255 149L256 150H258L257 149V147L255 146ZM254 149V150H255ZM94 150V149H93ZM117 150V149H116ZM129 150V149H128ZM127 150V151H128ZM132 150V149H131ZM145 150V149H144ZM204 150V149H203ZM240 150V149H239ZM259 150H261V149H259ZM258 150V151H259ZM263 150V149H262ZM75 151V150H74ZM96 151V150H95ZM101 151H102V149H101ZM100 151V152H101ZM126 151V152H127ZM147 151H149V149H147ZM186 151V150H185ZM193 151V150H192ZM199 151V150H198ZM201 151V150H200ZM200 151L198 152V153H200ZM205 151V150H204ZM51 152V151H50ZM58 152V151H57ZM86 152H88V150H86ZM99 152V151H98ZM99 152V153H100ZM125 152V153H126ZM144 152V151H143ZM187 152V151H186ZM97 153V152H96ZM96 153L95 154H93L92 153V155H96ZM98 153V154H99ZM148 153V152H147ZM151 153V152H150ZM150 153H148V154H150ZM252 153V152H251ZM250 153V154H251ZM51 154H52V152H51ZM60 154V153H59ZM74 154V153H73ZM97 154V155H98ZM128 154H129V152H128ZM153 154V155H154ZM191 154V153H190ZM201 154V153H200ZM199 154V155H200ZM206 154V153H205ZM208 154V153H207ZM264 154V153H263ZM262 154V155H263ZM55 155H57V154H55ZM87 155H88V153H87ZM101 155V154H100ZM135 155V154H134ZM146 155V154H145ZM187 155H189V150H188V152H187ZM193 155V154H192ZM208 155H210V154H208ZM253 155V154H252ZM54 156V155H53ZM84 156V155H83ZM99 156V155H98ZM136 156V155H135ZM135 156H132L134 159H135ZM147 156V155H146ZM152 156V155H151ZM186 156V155H185ZM190 156V155H189ZM219 156V155H218ZM59 157H60V155H59ZM75 157H76V155H75ZM74 157V158H75ZM87 157V156H86ZM89 157V156H88ZM96 157V156H95ZM100 157V156H99ZM128 157V156H127ZM131 157V158H132ZM187 157L188 156H186V159H187ZM195 158V156H192V158ZM199 157V156H198ZM201 157V156H200ZM199 157V158H200ZM263 158H264V155L262 156ZM72 158V157H71ZM77 158H79V156L77 157ZM102 158V157H101ZM110 158V157H109ZM117 158V157H116ZM252 158V157H251ZM98 159V158H97ZM126 159H128V158H126ZM138 159V158H137ZM147 160H148V158H146ZM196 159V158H195ZM221 159H222V157H221ZM54 160H56L55 158H54ZM59 160V159H58ZM81 160H83V159H81ZM115 160V159H114ZM125 160V159H124ZM132 160V159H131ZM197 160V159H196ZM196 160H194V161H196ZM203 160V159H202ZM264 160V159H263ZM262 160V161H263ZM97 161V160H96ZM126 161H128V160H126ZM200 161V160H199ZM197 162L196 161V164H198V163H200V162ZM222 161V160H221ZM221 161H220V165H221ZM93 162V161H92ZM130 162V161H129ZM140 162V161H139ZM149 162V161H148ZM201 162H203V161H201ZM229 162V161H228ZM233 162V161H232ZM231 162V163H232ZM50 163V162H49ZM48 163V164H49ZM62 163V162H61ZM79 163H81L80 161H79ZM87 163V162H86ZM94 163H95V160H94ZM93 163V164H94ZM116 163H117V161H116ZM133 163H135V162H133ZM226 163V162H225ZM246 163H247V161H246ZM257 163V162H256ZM255 163V164H256ZM264 163V162H263ZM47 164V163H46ZM55 164V163H54ZM59 164H60V162H59ZM91 164V163H90ZM202 164V163H201ZM205 164V163H204ZM227 164V163H226ZM233 164V163H232ZM79 165V164H78ZM112 165V164H111ZM136 165V164H135ZM147 165H145L146 167H147ZM183 165V164H182ZM185 165V164H184ZM183 165V166H184ZM187 165V164H186ZM185 165V166H186ZM257 165H259V164H257ZM257 165H255V166H257ZM54 166H56V165H54ZM62 166V165H61ZM83 166H85L84 164H83ZM128 166H130V165H128ZM144 166V167H145ZM189 165H187V167H188ZM197 166H199V165H197ZM200 166H202V165H200ZM229 166V165H228ZM254 166V165H253ZM263 167H264V165H262ZM49 167H53V166H50L49 165ZM73 167V166H72ZM87 167V166H86ZM91 167V166H90ZM90 167H88V168H90ZM93 167V166H92ZM115 167V166H114ZM139 167V166H138ZM143 167V168H144ZM190 167V166H189ZM195 166H193V171H194V169H196L197 170V168H194ZM204 167H206V164H205V166ZM217 167V166H216ZM222 167V166H221ZM227 167V166H226ZM54 168V167H53ZM56 168V167H55ZM57 168H59V166H57ZM64 168V167H63ZM74 168V167H73ZM72 168V169H73ZM76 168V167H75ZM95 168H97V167H95ZM95 168H93V169H95ZM118 168V167H117ZM136 168V167H135ZM191 168V167H190ZM209 168V167H208ZM208 168H207V170H208ZM231 169H232V167H230ZM236 168V167H235ZM262 168V167H261ZM260 168V169H261ZM48 169V168H47ZM46 169V170H47ZM62 169V168H61ZM79 169V168H78ZM98 169V168H97ZM99 169H100V167H99ZM122 169V168H121ZM141 169V168H140ZM146 169V168H145ZM226 169V168H225ZM259 169V168H258ZM264 169V168H263ZM49 170V169H48ZM51 170H53L52 168H51ZM70 171H72L71 169H69ZM115 170V169H114ZM200 170H202V169H200ZM199 170V171H200ZM206 170V171H207ZM241 170V169H240ZM253 170V169H252ZM68 171V170H67ZM94 171H96V170H94ZM132 171V170H131ZM198 171V170H197ZM210 171V173H212V174H214L211 170H209ZM209 171H208V174H209ZM234 171H235V169H234ZM237 171V170H236ZM239 171V170H238ZM242 171V170H241ZM240 171V172H241ZM53 172V171H52ZM55 172V171H54ZM66 172V171H65ZM78 172H80V171H78ZM82 172V171H81ZM115 172V171H114ZM122 172H123V170H122ZM129 172V171H128ZM135 172V171H134ZM137 172V171H136ZM140 172L141 171H139V174H140ZM202 173L201 174H203V171H201ZM257 172V171H256ZM101 173V172H100ZM198 174H200V172H197ZM237 173V172H236ZM258 173V172H257ZM260 173V172H259ZM53 174H55V173H53ZM68 174V173H67ZM85 174V173H84ZM130 174V173H129ZM128 174V175H129ZM137 174H138V172H137ZM148 174V173H147ZM193 176H194V174H193V172L191 173ZM195 174H196V172H195ZM196 175V176H199V175ZM246 174V173H245ZM248 174V173H247ZM246 174V175H247ZM95 175V174H94ZM93 175V176H94ZM118 175V174H117ZM126 175V174H125ZM128 175H126V176H128ZM130 175H132V174H130ZM231 175V174H230ZM237 175V174H236ZM255 175V174H254ZM261 175V174H260ZM48 176H50V175H48ZM53 176H55V175H53ZM69 176V175H68ZM68 176H67V178H68ZM86 176V175H85ZM113 176V175H112ZM133 176V175H132ZM143 176V175H142ZM193 176H191V177H193ZM204 176V175H203ZM202 175H201V177H203ZM208 176V175H207ZM214 176V175H213ZM219 177H220V175H218ZM250 176V175H249ZM114 177V176H113ZM131 177V176H130ZM135 177V176H134ZM137 177V176H136ZM141 177V176H140ZM139 177V178H140ZM195 177V176H194ZM264 177V176H263ZM53 178V177H52ZM66 178V179H67ZM86 178V177H85ZM94 178H95V176H94ZM119 178V177H118ZM195 178H197V177H195ZM199 178V177H198ZM247 178V177H246ZM250 178V177H249ZM260 178H262V177H259V180H260ZM79 179V178H78ZM125 179H128V178H125ZM203 179V178H202ZM204 179L206 180V177L204 176ZM234 179H236V177L234 178ZM48 180H49V178H48ZM68 180V179H67ZM99 180V179H98ZM111 180H112V178H111ZM124 180V179H123ZM194 180V179H193ZM196 180V179H195ZM197 180H200V179H197ZM196 180V181H197ZM51 181V180H50ZM49 181V182H50ZM86 181V180H85ZM261 181V180H260ZM100 182H101V180H100ZM108 182V181H107ZM195 182V181H194ZM201 182H202V180H201ZM249 182H250V180H249ZM258 182V181H257ZM264 182V181H263ZM141 183V182H140ZM259 183V182H258ZM257 183V184H258ZM88 184V183H87ZM86 184V185H87ZM100 184H103L102 182L100 183ZM108 184V183H107ZM202 184V183H201ZM200 184V185H201ZM206 184V183H205ZM261 184H262V182H261ZM89 185V184H88ZM131 185V184H130ZM250 185H251V183H250ZM44 186V185H43ZM102 186V185H101ZM143 186V185H142ZM141 186V188L143 189V187ZM202 186H203V184H202ZM207 186V185H206ZM251 186H253V185H251ZM99 187H100V185H99ZM254 187V186H253ZM256 187V186H255ZM261 187V186H260ZM259 187V188H260ZM263 187V186H262ZM116 188V187H115ZM132 188H133V186H132ZM134 188H135V186H134ZM133 188V189H134ZM202 188H204V191H205V186L204 187H202ZM114 189V188H113ZM131 189V188H130ZM161 189V188H160ZM177 189V188H176ZM253 190H254V188H252ZM86 190V189H85ZM115 190V189H114ZM136 190V189H135ZM140 190V192H142L141 191V189H137V191H139ZM159 190V189H158ZM166 190H168V189H166ZM89 191V190H88ZM87 191V192H88ZM95 191V190H94ZM105 191H106V189H105ZM108 191V190H107ZM130 191V190H129ZM144 192H145V189L143 190ZM160 192V195H161V197L164 199V201H165V203H166V205L167 206H173L174 205V200L172 199V196H171V194L170 193H164V192H162L161 190H159ZM209 191V188H208V190L206 191V192H208ZM42 192V191H41ZM98 192V191H97ZM101 192V190L98 192V193H100ZM121 192H124V191H121ZM128 192V191H127ZM136 192V191H135ZM144 192H142V193H144ZM158 192V191H157ZM94 193V192H93ZM108 193V192H107ZM120 193V192H119ZM159 193H158V195H159ZM178 193V192H177ZM210 193V192H209ZM255 193V192H254ZM87 194V193H86ZM141 194V193H140ZM148 194V195H149ZM152 194V193H151ZM206 194V193H205ZM205 194H204V196H205ZM256 194V193H255ZM262 194V193H261ZM130 195V194H129ZM145 195H147V193L145 194ZM159 195V196H160ZM177 195V194H176ZM176 195H175V197L174 198H176ZM207 195L209 196V194L207 193ZM85 196H87V195H85ZM143 196H144V194H143ZM153 196V195H152ZM211 196H213V195H211ZM238 196V195H237ZM255 196V195H254ZM263 196V195H262ZM124 197V196H123ZM129 197V196H128ZM151 197V196H150ZM155 197V196H154ZM160 197V198H161ZM42 198V197H41ZM148 198V197H147ZM177 198H178V196H177ZM256 199H257V196L255 197ZM83 199H85V198H83ZM98 199V198H97ZM103 199V198H102ZM101 199V200H102ZM106 198H104V200H105ZM122 199V198H121ZM129 199V198H128ZM151 199V198H150ZM153 199V198H152ZM181 199V198H180ZM179 199V200H180ZM196 199H198V198H196ZM210 199V198H209ZM239 199V198H238ZM93 200V199H92ZM100 200V201H101ZM161 200V199H160ZM185 200V199H184ZM109 201V200H108ZM132 201V200H131ZM151 201V200H150ZM177 201V200H176ZM210 201V200H209ZM216 201V200H215ZM103 202V201H102ZM109 202H111V201H109ZM154 202H156V201H154ZM157 202H158V200H157ZM184 202V201H183ZM205 203L203 204V206H205V207H209L208 206V204L210 203H208L207 201H204ZM206 202H207V204H206ZM256 202L258 203V201L256 200ZM128 203V202H127ZM126 203V204H127ZM139 203V202H138ZM152 203V202H151ZM150 203V204H151ZM163 203V202H162ZM181 203V202H180ZM261 203V202H260ZM111 204H113L112 202H111ZM131 204V203H130ZM133 204H136V203H133ZM149 204V205H150ZM262 204V203H261ZM45 205V204H44ZM79 205V204H78ZM84 205V204H83ZM99 205V204H98ZM116 205V204H115ZM125 205V204H124ZM138 205V204H137ZM137 205H135V206H137ZM144 205V204H143ZM176 205H178V204H176ZM180 205V204H179ZM218 205V204H217ZM140 206V205H139ZM148 206V205H147ZM146 206V207H147ZM154 206V205H153ZM155 206H156V204H155ZM154 206V207H155ZM160 206H162L161 204H160ZM159 206V207H160ZM86 207V206H85ZM85 207H83V209L85 208ZM124 207V206H123ZM127 207V206H126ZM133 207V206H132ZM153 207V208H154ZM158 207V206H157ZM174 207V206H173ZM263 207V206H262ZM111 208V207H110ZM140 208V207H139ZM143 208V207H142ZM148 208H150V206L148 207ZM175 208V207H174ZM210 208V207H209ZM227 208H228V206H227ZM261 208V207H260ZM69 209H70V207H69ZM105 209H106V207H105ZM132 209V208H131ZM130 209V210H131ZM133 209H135V208H133ZM179 209V208H178ZM178 209H175V210H177L176 211V213H181L182 211L181 210H178ZM182 209V208H181ZM196 209H197V206H196ZM217 209H218V206H217ZM262 209V208H261ZM68 210V209H67ZM81 210H82V208H81ZM115 210V209H114ZM129 210V209H128ZM141 210V209H140ZM143 210V209H142ZM154 210V209H153ZM212 209H210V211H211ZM40 211V210H39ZM109 211V210H108ZM116 211H118V210H116ZM134 211V210H133ZM186 211V210H185ZM199 211H202V210H199ZM207 211V210H206ZM261 211V210H260ZM69 212V211H68ZM79 212H80V210H79ZM120 212V211H119ZM122 212V211H121ZM120 212V213H121ZM125 212V211H124ZM123 212V213H124ZM129 212V211H128ZM159 212V211H158ZM197 212H198V210H197ZM197 212H196V214H197ZM217 212V211H216ZM262 212V211H261ZM41 213V212H40ZM62 213V212H61ZM65 213V212H64ZM91 213V212H90ZM134 213V212H133ZM143 213H145V212H143ZM155 213H157V212H155ZM154 213V214H155ZM168 213H170L169 211H168ZM211 213V212H210ZM234 213V212H233ZM257 213H258V211H257ZM256 213V214H257ZM159 213H157V215H158ZM196 214H195V218H196V220H197V222H198V226H200V228L199 229H197V231H196V233H194L195 234V237L196 238H199L200 236H201V234H202V230H212V231H214V232H218L219 231V229H221L222 228V224H220V223H216V221H212L211 220V222L210 223H208V222H205V220H204V217L203 216H197L196 217ZM235 214V213H234ZM233 214V215H234ZM45 215V214H44ZM60 215V214H59ZM59 215H57V216H59ZM69 215H70V213H69ZM111 215V214H110ZM118 215V214H117ZM123 215V214H122ZM144 215V214H143ZM162 215H164V214H162ZM207 215V214H206ZM261 215H262V213H261ZM260 215V216H261ZM177 216V215H176ZM235 216V215H234ZM234 216H233V218H234ZM240 216V215H239ZM43 217V216H42ZM85 217V216H84ZM119 217V216H118ZM152 217V216H151ZM153 217H155V216H153ZM157 217V216H156ZM166 217H167V215H166ZM165 217V218H166ZM169 217H170V219H174V209H173V211L169 214ZM210 216L208 215V217H206V218H209ZM38 218V217H37ZM37 218H36V220H37ZM47 218V217H46ZM87 218V217H86ZM114 218V217H113ZM124 218H126V217H124ZM131 218V217H130ZM211 218V217H210ZM262 218V217H261ZM110 219V218H109ZM148 219V218H147ZM213 219V218H212ZM220 219V218H219ZM44 220V219H43ZM50 220V219H49ZM56 220H57V218H56ZM55 220V221H56ZM112 220V219H111ZM115 220V219H114ZM130 220H132V219H130ZM143 220V219H142ZM150 220H152V219H150ZM208 219H206V221H207ZM223 220V219H222ZM235 220V219H234ZM240 220H242L241 218H240ZM260 220V219H259ZM52 221V220H51ZM80 221V220H79ZM109 221V220H108ZM157 221V220H156ZM165 221V220H164ZM175 221V220H174ZM191 221V220H190ZM210 221V220H209ZM229 221V220H228ZM82 222H83V218H82ZM85 222V221H84ZM83 222V223H84ZM125 222V221H124ZM123 222V223H124ZM149 222V221H148ZM147 222V223H148ZM166 222V221H165ZM179 222H180V220H179ZM186 222V221H185ZM201 222H203V223H201ZM258 222V221H257ZM54 223V222H53ZM95 223V222H94ZM93 223V224H94ZM109 223V222H108ZM118 223V222H117ZM174 223H176V222H174ZM183 223V222H182ZM188 223H189V221H188ZM222 223H223V221H222ZM249 223V222H248ZM36 223H34V225H35ZM79 224V223H78ZM81 224V223H80ZM92 224V226H94ZM127 224H128V222H127ZM136 224H138L139 225V223H136ZM135 224V225H136ZM148 224H150V223H148ZM154 225H155V223H153ZM256 224V223H255ZM46 225V224H45ZM71 225V224H70ZM108 225V224H107ZM153 225V226H154ZM156 225H158V223H156ZM180 226H181V224H179ZM184 225H185V223H184ZM190 225V224H189ZM194 225H196V224H194ZM194 225H192L191 224V228H192V226L194 227ZM258 225V224H257ZM257 225H252V224H245V225H242L243 226V228L245 227V228H254V227H256ZM37 226V225H36ZM39 226V225H38ZM47 226V225H46ZM51 226V225H50ZM79 226V225H78ZM89 226V225H88ZM120 226H122V225H120ZM126 226V225H125ZM159 226V225H158ZM165 226H166V224H165ZM178 226V224L175 226V227H177ZM234 226H237V225H234ZM49 227V226H48ZM80 227V226H79ZM95 227V226H94ZM114 227V226H113ZM151 227V226H150ZM156 228H157V226H155ZM184 227V226H183ZM196 227V226H195ZM97 228V227H96ZM107 228H109V225H108V227ZM118 228V227H117ZM143 228V227H142ZM144 228H145V226H144ZM159 228H160V226H159ZM162 228V227H161ZM161 228H160V230H161ZM169 228V227H168ZM198 228V227H197ZM238 228V227H237ZM36 229V228H35ZM34 228H33V230H35ZM58 229V228H57ZM64 229V228H63ZM62 228H61V230H63ZM70 229V228H69ZM92 229H93V227H92ZM110 229V228H109ZM109 229H107V230H109ZM114 229H115V227H114ZM113 229V230H114ZM177 229V228H176ZM202 229V230H201ZM234 229V228H233ZM48 230H50V229H48ZM59 230V229H58ZM58 230H57V232H58ZM65 230V229H64ZM93 230H95V229H93ZM97 230V229H96ZM96 230H95V232H96ZM100 230V229H99ZM106 230V229H105ZM120 230H122V229H119L118 228V231H120ZM147 230V229H146ZM163 230V229H162ZM39 231H40V229H39ZM51 231V230H50ZM81 231V230H80ZM101 231V230H100ZM117 231V230H116ZM115 231V232H116ZM185 231V230H184ZM191 231V230H190ZM237 231V230H236ZM246 231V230H245ZM263 231V230H262ZM34 232V231H33ZM32 232V233H33ZM42 232V231H41ZM115 232H111V234H114L115 235ZM128 232V231H127ZM130 232V231H129ZM157 232V231H156ZM161 232V231H160ZM173 232V231H172ZM174 232H177V231H174ZM192 232V231H191ZM190 232V233H191ZM206 232V231H205ZM220 232H222V231H220ZM234 232V231H233ZM238 233H239V231H237ZM38 233V232H37ZM51 233H53V232H51ZM91 233V232H90ZM89 233V234H90ZM92 233H94V232H92ZM97 233V232H96ZM103 233V229H102V231H101V233L100 234H102ZM110 233V232H109ZM143 233H144V231H143ZM146 233V232H145ZM149 233V232H148ZM159 233V232H158ZM237 233V234H238ZM39 234V233H38ZM54 234H56V233H54ZM81 234H82V232H81ZM107 234V233H106ZM106 234H104V235H106ZM147 234V233H146ZM168 234H170V233H168ZM172 234V233H171ZM209 233L207 232L206 233V236L208 235ZM216 234H218V233H216ZM222 235H223V233H221ZM220 234V235H221ZM234 234V233H233ZM245 234H246V232H245ZM251 234V233H250ZM258 234V233H257ZM34 235H36V234H34ZM53 235V234H52ZM98 235V234H97ZM103 235V234H102ZM101 235V236H102ZM103 235V236H104ZM123 235V234H122ZM121 235V236H122ZM124 235H125V233H124ZM220 235H218V236H220ZM226 235V234H225ZM231 235V234H230ZM229 235V236H230ZM256 235V234H255ZM263 235V234H262ZM28 236V235H27ZM45 236V235H44ZM50 236V235H49ZM49 236H48V238H49ZM100 236V237H101ZM102 236V237H103ZM112 236V235H111ZM171 236V235H170ZM217 236V235H216ZM245 236H247V235H245ZM94 237H95V234H94ZM94 237H91L92 239H94ZM99 237V236H98ZM146 237V236H145ZM148 237V236H147ZM188 237H189V235H188ZM203 237H205V236H203ZM237 237V236H236ZM40 237H38V239H39ZM47 238V239H48ZM107 238V237H106ZM183 238V237H182ZM208 238V237H207ZM222 238H224L225 239V237H222ZM221 238V239H222ZM248 238V237H247ZM256 238V237H255ZM91 239V240H92ZM97 239V238H96ZM99 239V238H98ZM98 239H97V243H98ZM103 239V238H102ZM108 239H109V236H108ZM119 239V238H118ZM191 239H193V238H191ZM190 239V240H191ZM218 239L220 240V237H218ZM217 239V241H219ZM246 239V238H245ZM34 240H35V238H34ZM90 240V239H89ZM117 240V239H116ZM122 240H125V239H122ZM165 240V239H164ZM163 240V241H164ZM179 240V239H178ZM196 240V239H195ZM194 240V241H195ZM204 241L206 240V239H203ZM210 240H211V238H210ZM103 242H104V240H102ZM166 241H168V240H166ZM165 241V242H166ZM171 241V240H170ZM169 241V242H170ZM198 241V240H197ZM240 241V240H239ZM25 242V241H24ZM39 242V241H38ZM100 242V241H99ZM106 242V241H105ZM119 242H120V240H119ZM145 242V241H144ZM177 242V241H176ZM193 242V241H192ZM257 242V241H256ZM41 243V242H40ZM91 243H93L94 244V240L93 241H91ZM123 243V242H122ZM125 243H127V242H125L124 241V244ZM164 243V242H163ZM174 244H175V241L173 242ZM191 243V242H190ZM196 243V242H195ZM227 243V242H226ZM254 243V242H253ZM103 244V243H102ZM106 244V243H105ZM165 244V243H164ZM228 244V243H227ZM95 245H97V244H95ZM94 245V246H95ZM120 245V244H119ZM152 245H153V242H152ZM181 245H182V243H181ZM186 245V244H185ZM189 245V244H188ZM224 245V244H223ZM88 246L90 247V244H88ZM100 246H102V245H100ZM165 246V245H164ZM169 246V245H168ZM192 247H194L193 245H191ZM190 246V247H191ZM197 246V245H196ZM225 246V245H224ZM227 246V245H226ZM235 246V245H234ZM257 246V245H256ZM92 247V246H91ZM98 247V246H97ZM96 247V248H97ZM104 247V246H103ZM110 247V246H109ZM171 247V246H170ZM169 247V248H170ZM173 247H174V245H173ZM178 247V246H177ZM188 247V246H187ZM228 247H229V244H228ZM233 247V246H232ZM92 248H95V247H92ZM95 248V249H96ZM99 248V247H98ZM124 248H125V246H124ZM124 248H121V249H124ZM142 247H140V248H138V250L139 249H141ZM184 248V247H183ZM189 248V247H188ZM223 248H225V247H223ZM229 248H231V247H229ZM237 248V247H236ZM89 249V248H88ZM101 249V248H100ZM111 249V248H110ZM130 249V248H129ZM176 249V248H175ZM191 249H194V248H191ZM233 249V248H232ZM247 249V248H246ZM257 249H258V247H257ZM90 251L92 250V249H89ZM94 250V249H93ZM96 250H99V249H96ZM102 251L104 250V249H101ZM113 250V249H112ZM172 250V249H171ZM179 250V249H178ZM181 250V249H180ZM186 250V249H185ZM220 250V249H219ZM100 251V250H99ZM190 251V250H189ZM231 251V250H230ZM233 251V250H232ZM92 252V251H91ZM94 252V251H93ZM240 252H241V250H240ZM258 252H260V251H258ZM114 253V252H113ZM167 253V252H166ZM175 253V252H174ZM190 253V252H189ZM220 253V252H219ZM222 253H224V250H223V252ZM220 254V255H222V256H224L223 254ZM228 253H229V250H228ZM242 253V252H241ZM246 253V252H245ZM263 253H264V251H263ZM96 254H98V253H96ZM101 254V253H100ZM111 254V253H110ZM119 254V253H118ZM171 254V253H170ZM218 254V253H217ZM238 254V253H237ZM243 254V253H242ZM247 254V253H246ZM103 256H104V254H102ZM102 255H100L101 257H102ZM125 254H123V256H124ZM229 255V254H228ZM239 255V254H238ZM247 255H250L251 256V253L249 254H247ZM99 256V257H100ZM111 256H112V254H111ZM116 256V255H115ZM128 256V255H127ZM129 256H130V254H129ZM128 256V257H129ZM136 256V255H135ZM139 256H141V255H139ZM150 256V255H149ZM188 256V255H187ZM235 256V255H234ZM243 256V255H242ZM249 256V257H250ZM113 257V256H112ZM111 257V258H112ZM128 257H127V259L125 258V260L127 261L128 260ZM131 257V256H130ZM205 257V256H204ZM239 258H240V256H238ZM248 257V256H247ZM115 258V257H114ZM139 258V257H138ZM203 258V257H202ZM225 258V257H224ZM227 258H230V257H228L227 256ZM246 258V257H245ZM243 259V260H246V259ZM100 259V258H99ZM215 259H217V258H215ZM232 259V258H231ZM230 259V260H231ZM242 259V257L240 258V260ZM252 259V258H251ZM101 260V259H100ZM105 260V259H104ZM114 260V259H113ZM130 260V259H129ZM134 260V259H133ZM202 260V259H201ZM239 260V259H238ZM243 260H242V262H243ZM253 260V259H252ZM261 260V259H260ZM259 260V261H260ZM102 261V260H101ZM178 261H179V259H178ZM234 261V260H233ZM236 261V260H235ZM249 261H250V259H249ZM254 261V260H253ZM262 261V260H261ZM261 261H260V264H261ZM102 262H104V261H102ZM124 262V261H123ZM130 262V261H129ZM136 262V261H135ZM213 262V261H212ZM239 263L241 262V261H238ZM110 263V262H109ZM112 263H114L113 261H112ZM117 263V262H116ZM246 263L247 264H250L249 262H247V260H246ZM129 264H131V263H129ZM133 264V263H132ZM144 264V263H143ZM176 264H178V262L176 263ZM212 264V263H211ZM213 264H214V262H213ZM238 264V263H237ZM240 264H243V263H240ZM255 264V263H254Z\"/></svg>",
  "mask_w": 264,
  "mask_h": 264
}]
</instances>
